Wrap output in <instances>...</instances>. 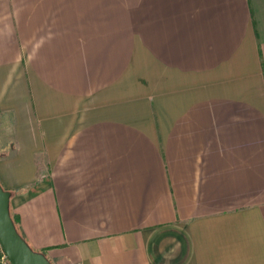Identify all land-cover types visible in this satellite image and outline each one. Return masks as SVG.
I'll list each match as a JSON object with an SVG mask.
<instances>
[{"label": "crops", "instance_id": "obj_1", "mask_svg": "<svg viewBox=\"0 0 264 264\" xmlns=\"http://www.w3.org/2000/svg\"><path fill=\"white\" fill-rule=\"evenodd\" d=\"M0 183L52 264H264V0H0Z\"/></svg>", "mask_w": 264, "mask_h": 264}, {"label": "water", "instance_id": "obj_2", "mask_svg": "<svg viewBox=\"0 0 264 264\" xmlns=\"http://www.w3.org/2000/svg\"><path fill=\"white\" fill-rule=\"evenodd\" d=\"M11 194L0 184V248L10 264H52L34 251L18 232L10 214Z\"/></svg>", "mask_w": 264, "mask_h": 264}, {"label": "trees", "instance_id": "obj_3", "mask_svg": "<svg viewBox=\"0 0 264 264\" xmlns=\"http://www.w3.org/2000/svg\"><path fill=\"white\" fill-rule=\"evenodd\" d=\"M1 184V183H0ZM2 185V184H1ZM2 188H3V186H2ZM5 191H8L10 194H11V198H12V196L14 195V193H16L15 191H11V190H7V189H5V188H3ZM10 211H11V207H10ZM12 213V212H11ZM10 213V214H11ZM12 215V218H13V220H14V223H15V226L17 227V229H18V232L20 233V235L24 238V236L22 235V233H21V231H20V227H18L19 226V219H18V217H16V216H14L13 214H11ZM24 240H25V238H24ZM26 241V240H25ZM27 242V241H26ZM28 243V242H27ZM2 253V251H1V248H0V264H4L3 262H2V257H3V254H1ZM40 253V252H39Z\"/></svg>", "mask_w": 264, "mask_h": 264}, {"label": "built area", "instance_id": "obj_4", "mask_svg": "<svg viewBox=\"0 0 264 264\" xmlns=\"http://www.w3.org/2000/svg\"><path fill=\"white\" fill-rule=\"evenodd\" d=\"M2 262L4 264H10L9 261L7 260V258L5 257V255L3 254V257H2Z\"/></svg>", "mask_w": 264, "mask_h": 264}, {"label": "rangeland", "instance_id": "obj_5", "mask_svg": "<svg viewBox=\"0 0 264 264\" xmlns=\"http://www.w3.org/2000/svg\"><path fill=\"white\" fill-rule=\"evenodd\" d=\"M1 251H2V250H1ZM1 254H3V252H2Z\"/></svg>", "mask_w": 264, "mask_h": 264}]
</instances>
